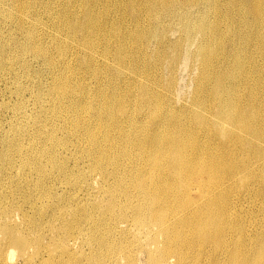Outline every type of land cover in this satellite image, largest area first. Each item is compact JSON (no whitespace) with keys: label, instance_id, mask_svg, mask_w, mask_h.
Returning <instances> with one entry per match:
<instances>
[{"label":"bare ground","instance_id":"bare-ground-1","mask_svg":"<svg viewBox=\"0 0 264 264\" xmlns=\"http://www.w3.org/2000/svg\"><path fill=\"white\" fill-rule=\"evenodd\" d=\"M0 264H264V0H0Z\"/></svg>","mask_w":264,"mask_h":264},{"label":"rangeland","instance_id":"rangeland-1","mask_svg":"<svg viewBox=\"0 0 264 264\" xmlns=\"http://www.w3.org/2000/svg\"><path fill=\"white\" fill-rule=\"evenodd\" d=\"M184 71H186V70H184ZM184 71H182V70H180L179 72H178V80H179V82L181 81L182 83H179V85H182V87L184 88V90H186L189 86H190V83H191V80H190V77H189V79H188V72H186V74H185V72ZM184 73V74H183ZM181 74H183L184 75V77H183V75H181ZM181 77H183L182 79H180ZM187 77V78H186ZM187 79V80H186ZM188 81H189V83H188ZM184 85V86H183ZM189 85V86H188Z\"/></svg>","mask_w":264,"mask_h":264}]
</instances>
